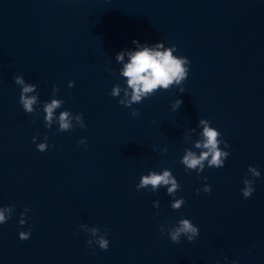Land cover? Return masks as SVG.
I'll return each mask as SVG.
<instances>
[{
  "label": "water",
  "instance_id": "1",
  "mask_svg": "<svg viewBox=\"0 0 264 264\" xmlns=\"http://www.w3.org/2000/svg\"><path fill=\"white\" fill-rule=\"evenodd\" d=\"M133 40L175 46L190 61L185 92L158 91L132 106L138 117L109 95L125 86L115 56L136 50ZM16 75L37 85L41 102L56 85L64 101L56 115L82 113L86 127L45 129L42 105L39 118L19 105ZM199 119L211 121L230 155L198 176L180 159L186 148L200 151ZM45 134L53 147L41 153L32 137ZM249 165L261 175L244 199ZM164 169L181 186L176 211L166 188L136 190L142 175ZM205 184L211 192L196 195ZM9 205L0 264H264V0H0V207ZM181 217L199 228L193 243L160 235L165 220L171 227ZM81 224L107 228L108 250L89 248Z\"/></svg>",
  "mask_w": 264,
  "mask_h": 264
},
{
  "label": "clouds",
  "instance_id": "2",
  "mask_svg": "<svg viewBox=\"0 0 264 264\" xmlns=\"http://www.w3.org/2000/svg\"><path fill=\"white\" fill-rule=\"evenodd\" d=\"M132 43L136 46V50H122L115 56V61L122 65L118 71V75L125 81V86L121 87L116 84L112 87L109 95L113 98L119 97L118 104L124 108L130 109L132 117L140 115L139 110L133 108L134 104H139L143 100L154 96L158 91H168L172 87H176L179 93H184L185 89L182 87L183 82L187 79L189 73L190 61L183 56H176L174 53L177 51L175 46L165 47L162 42H157L153 46L148 44H141L136 40ZM127 57V62H125ZM110 75H116L112 69H106ZM13 82L20 88V95L18 103L22 107L25 114L35 115L39 118V113L35 106L42 105L43 112V126L45 129H51L54 124L58 125L57 131L61 133H71L75 127L81 129L85 128L83 114L73 115L69 110H64L56 115V110L63 106L64 101L56 99L59 91L56 85L52 86V99L47 102H41L38 99L37 85L26 83L21 75L13 76ZM74 86V81L69 80L67 87L71 89ZM121 93L123 95L121 96ZM182 104L180 99H177L171 104V110L175 112ZM33 120L32 123H35ZM211 121L206 119H199L197 127H201L202 131L199 133V138L194 143V148L200 150L199 153L185 149L180 163L184 166L186 172L195 171L197 175L207 168H223L225 160L229 157L230 152L221 149H228L229 145L226 141L221 139V133L215 128L210 126ZM195 132L196 129H190ZM188 138V133H185V139ZM37 137H32V143L36 146V151L46 152L53 145L47 143L48 136L44 135L43 141L36 143ZM78 145H84L87 148V143L84 139L77 141ZM167 149L162 150V154L166 153ZM247 176L242 181L243 188L240 190L241 196L244 199L250 198L255 189L254 184L260 177L259 170L249 165L247 168ZM206 181L207 177H203ZM180 184L177 182L172 172L164 169L159 173L155 171L148 172L147 175H142L139 183L136 185V190L149 189L152 193L158 192L160 188H166V195L172 198L170 207L172 210H179L185 203L183 197L176 199V193L180 190ZM209 194L211 186L205 184L202 189H196V195L200 192ZM159 201L154 200L152 203L153 208H159ZM30 211L25 207L20 213L18 226L23 227L26 224L25 215ZM15 212V206L0 207V225H4L9 219L12 218ZM159 215V213H157ZM168 220L160 225L159 232L163 236L167 234L172 244H180L181 237H184L188 243H193L199 236V228L193 224L190 219L181 217L179 220L172 224L171 227H165L169 224ZM80 231L91 236V239L85 241V244L91 248L95 244L101 251H107L109 241L106 239L108 229H101L97 227H89L87 224L78 226ZM32 228L29 227L27 231H18V238L21 241H27L30 238ZM76 235V233H73ZM227 260V257L224 258ZM231 264H236L232 261Z\"/></svg>",
  "mask_w": 264,
  "mask_h": 264
}]
</instances>
